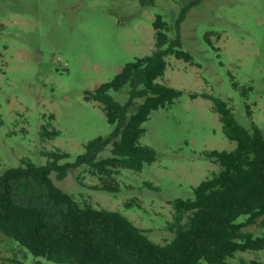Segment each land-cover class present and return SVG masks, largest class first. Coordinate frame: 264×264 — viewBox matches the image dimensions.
Here are the masks:
<instances>
[{"label":"rangeland","instance_id":"374dc122","mask_svg":"<svg viewBox=\"0 0 264 264\" xmlns=\"http://www.w3.org/2000/svg\"><path fill=\"white\" fill-rule=\"evenodd\" d=\"M191 1L0 0V175L23 159L45 166L51 160L46 152L66 154L59 165L76 164L85 144L110 138L116 124L102 105L85 99L86 91L151 54L153 24L161 16L169 38L179 35L192 61L166 57L157 80L182 94L143 125L140 143L156 151V161L138 172L121 170L117 193L100 190L85 165L70 168L62 180L55 172L50 177L63 192L121 213L153 242L171 241L172 203L192 198L193 188L219 170L206 154L236 148L204 94L225 101L241 126L256 128L264 138V0H201L177 26ZM109 94L126 105L129 85ZM42 126L59 135L42 138ZM110 146L97 159L108 157ZM246 230L264 237V228ZM251 260L264 261V251L238 252L229 262ZM37 262L57 264L0 232V264Z\"/></svg>","mask_w":264,"mask_h":264},{"label":"trees","instance_id":"16d2710c","mask_svg":"<svg viewBox=\"0 0 264 264\" xmlns=\"http://www.w3.org/2000/svg\"><path fill=\"white\" fill-rule=\"evenodd\" d=\"M200 1L181 9L177 26ZM153 26L155 50L150 55L127 63L111 81L86 91L85 99L102 105L109 123L116 124L110 138L85 144L76 164L59 165L66 154L46 152L51 159L47 165L23 159L20 167L0 175V232L36 258L57 264H232L229 259L238 252L264 251V237L246 230L264 228V138L256 128L249 132L241 126L220 98L204 94L212 98L223 132L236 148L206 154L219 170L193 188L192 198L172 203L171 241L153 242L121 213L63 192L50 177L55 172L62 180L70 168L85 165L98 178L100 190L117 193L121 170L138 172L156 161V151L140 143L143 125L153 111L172 105L182 94L157 80L164 76L166 57L192 61V56L181 49L179 35L169 38L161 16ZM126 85L129 99L121 105L109 93ZM40 135L52 139L59 133L42 126ZM109 145L110 155L97 159ZM240 217L244 220L236 222Z\"/></svg>","mask_w":264,"mask_h":264}]
</instances>
